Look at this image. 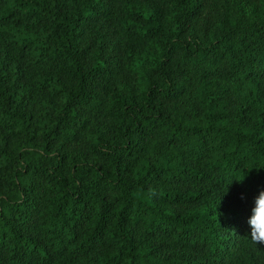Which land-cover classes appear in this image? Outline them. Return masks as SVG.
<instances>
[{"label":"trees","instance_id":"obj_1","mask_svg":"<svg viewBox=\"0 0 264 264\" xmlns=\"http://www.w3.org/2000/svg\"><path fill=\"white\" fill-rule=\"evenodd\" d=\"M261 191L264 0H0V264H264Z\"/></svg>","mask_w":264,"mask_h":264},{"label":"clouds","instance_id":"obj_2","mask_svg":"<svg viewBox=\"0 0 264 264\" xmlns=\"http://www.w3.org/2000/svg\"><path fill=\"white\" fill-rule=\"evenodd\" d=\"M248 223L251 228L250 240L255 245H264V191H261L255 200L252 215Z\"/></svg>","mask_w":264,"mask_h":264}]
</instances>
